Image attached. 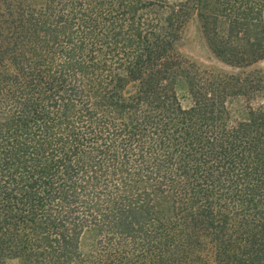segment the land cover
Here are the masks:
<instances>
[{
	"label": "trees",
	"instance_id": "16d2710c",
	"mask_svg": "<svg viewBox=\"0 0 264 264\" xmlns=\"http://www.w3.org/2000/svg\"><path fill=\"white\" fill-rule=\"evenodd\" d=\"M192 14L264 61V0H0V264H264V71Z\"/></svg>",
	"mask_w": 264,
	"mask_h": 264
},
{
	"label": "rangeland",
	"instance_id": "374dc122",
	"mask_svg": "<svg viewBox=\"0 0 264 264\" xmlns=\"http://www.w3.org/2000/svg\"><path fill=\"white\" fill-rule=\"evenodd\" d=\"M172 3H183L187 0H170ZM178 52L188 61L193 62L205 70L233 75H243L245 72H253L256 70L264 71V61H260L250 67L237 68L224 64L209 48L205 35L203 33L201 23L195 14L189 18L181 40L177 44ZM233 88L228 89V92H233ZM176 91L180 98L183 108L188 109L192 104V99L188 93L187 87L182 79H179L176 84ZM251 104L256 106L262 104L260 96H255L250 103L242 97L229 98V107L234 117H244L247 107ZM6 264H23L19 259H10Z\"/></svg>",
	"mask_w": 264,
	"mask_h": 264
}]
</instances>
